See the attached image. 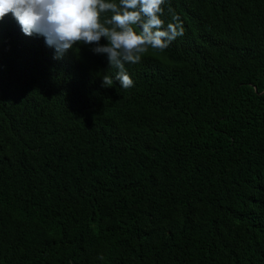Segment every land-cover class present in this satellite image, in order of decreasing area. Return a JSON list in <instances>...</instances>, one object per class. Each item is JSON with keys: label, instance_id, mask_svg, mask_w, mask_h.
<instances>
[{"label": "trees", "instance_id": "16d2710c", "mask_svg": "<svg viewBox=\"0 0 264 264\" xmlns=\"http://www.w3.org/2000/svg\"><path fill=\"white\" fill-rule=\"evenodd\" d=\"M163 8L128 89L0 20V264H264V0Z\"/></svg>", "mask_w": 264, "mask_h": 264}, {"label": "clouds", "instance_id": "9594fccd", "mask_svg": "<svg viewBox=\"0 0 264 264\" xmlns=\"http://www.w3.org/2000/svg\"><path fill=\"white\" fill-rule=\"evenodd\" d=\"M164 4L165 0H0V20L10 13L25 35H42L55 49L56 59L77 45H95L92 51L107 54L109 67L116 69L114 76L102 77V85L118 83L128 89L133 81L125 64L140 62L149 49L163 51L183 35L178 17L167 25L161 19Z\"/></svg>", "mask_w": 264, "mask_h": 264}]
</instances>
